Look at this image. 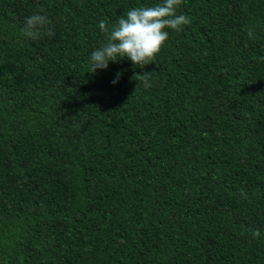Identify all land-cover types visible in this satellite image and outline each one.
Listing matches in <instances>:
<instances>
[{
	"label": "trees",
	"instance_id": "obj_1",
	"mask_svg": "<svg viewBox=\"0 0 264 264\" xmlns=\"http://www.w3.org/2000/svg\"><path fill=\"white\" fill-rule=\"evenodd\" d=\"M161 3L0 0V264H264V0H182L93 72L100 21Z\"/></svg>",
	"mask_w": 264,
	"mask_h": 264
},
{
	"label": "clouds",
	"instance_id": "obj_2",
	"mask_svg": "<svg viewBox=\"0 0 264 264\" xmlns=\"http://www.w3.org/2000/svg\"><path fill=\"white\" fill-rule=\"evenodd\" d=\"M182 0H163V3L153 7H136L127 11L118 20V25L111 30L105 21H100L99 28L106 35V42L92 51L90 62L93 72L97 69H107L109 62H117L128 58L133 64L144 66L153 63L155 56L168 39L169 33L165 29L181 31L183 26L190 24L189 18L180 14L176 9ZM50 23L44 15L33 14L26 18L21 32L25 37L36 39L41 35L43 29ZM47 35L54 33L49 29ZM249 37H253L250 30ZM121 73L116 74L113 84L118 83ZM152 72L136 74L139 80L149 87V79ZM253 238L260 236L259 230H254Z\"/></svg>",
	"mask_w": 264,
	"mask_h": 264
}]
</instances>
